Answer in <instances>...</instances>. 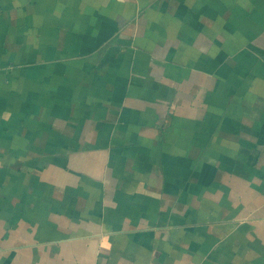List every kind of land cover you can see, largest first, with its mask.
Wrapping results in <instances>:
<instances>
[{"label": "crops", "instance_id": "1", "mask_svg": "<svg viewBox=\"0 0 264 264\" xmlns=\"http://www.w3.org/2000/svg\"><path fill=\"white\" fill-rule=\"evenodd\" d=\"M0 264H264V0H0Z\"/></svg>", "mask_w": 264, "mask_h": 264}]
</instances>
